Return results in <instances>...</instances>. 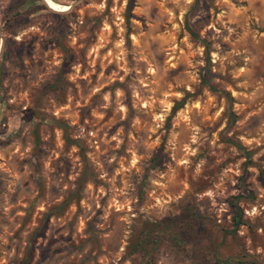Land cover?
<instances>
[{
	"label": "rangeland",
	"instance_id": "374dc122",
	"mask_svg": "<svg viewBox=\"0 0 264 264\" xmlns=\"http://www.w3.org/2000/svg\"><path fill=\"white\" fill-rule=\"evenodd\" d=\"M2 54L0 264H264V0H0Z\"/></svg>",
	"mask_w": 264,
	"mask_h": 264
},
{
	"label": "trees",
	"instance_id": "16d2710c",
	"mask_svg": "<svg viewBox=\"0 0 264 264\" xmlns=\"http://www.w3.org/2000/svg\"><path fill=\"white\" fill-rule=\"evenodd\" d=\"M127 3H129V0H127ZM186 31H187V33L191 39L198 40V37L190 28L186 27ZM201 42H202L203 46H206V43H204L203 41H201ZM3 59H4V55L2 54L0 62H2ZM223 97L225 98V100L227 102L231 101V98L229 97V95L227 93H223ZM180 105H181L180 103L175 105L173 108V111L180 108ZM59 126H60V128H63L62 125H59ZM68 202H70V199L64 201L63 203H61L60 205H58L57 207H55L53 209L62 210L68 204ZM240 217H241V211L238 208H236L235 214L231 215V225L234 229L237 228L238 226L242 225V223L240 221ZM30 258H31V253H30V251L26 250L24 253L23 259L21 261V264H29ZM235 264H254V263L237 260L235 262Z\"/></svg>",
	"mask_w": 264,
	"mask_h": 264
},
{
	"label": "water",
	"instance_id": "95a60500",
	"mask_svg": "<svg viewBox=\"0 0 264 264\" xmlns=\"http://www.w3.org/2000/svg\"><path fill=\"white\" fill-rule=\"evenodd\" d=\"M42 2V1H41ZM43 3V2H42Z\"/></svg>",
	"mask_w": 264,
	"mask_h": 264
}]
</instances>
